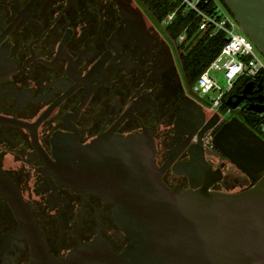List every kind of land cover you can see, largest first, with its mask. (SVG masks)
<instances>
[{
	"label": "flooded vegetation",
	"instance_id": "obj_1",
	"mask_svg": "<svg viewBox=\"0 0 264 264\" xmlns=\"http://www.w3.org/2000/svg\"><path fill=\"white\" fill-rule=\"evenodd\" d=\"M163 20L144 0H0V264H99L103 245L127 250L115 206L60 176L62 155L104 135L148 130L164 183L192 188L174 172L198 143L194 124L176 129L185 97L200 102L185 66L191 47ZM244 86L227 95L213 136L237 117L264 139V113L260 123L248 118L264 89L227 104ZM205 158L223 172L234 164L215 147ZM222 181L211 190L236 193Z\"/></svg>",
	"mask_w": 264,
	"mask_h": 264
},
{
	"label": "water",
	"instance_id": "obj_2",
	"mask_svg": "<svg viewBox=\"0 0 264 264\" xmlns=\"http://www.w3.org/2000/svg\"><path fill=\"white\" fill-rule=\"evenodd\" d=\"M222 2L264 55V0ZM263 89L251 80L237 101L230 96L227 104L236 107L246 95ZM251 100L248 109L264 113V93ZM222 118L188 97L182 102L176 129L194 124L192 132L199 130L190 163L174 167L176 174L191 179L192 188L183 192L162 180L166 167L156 163V140L148 130L127 137L104 135L61 156L60 176L75 190L85 186L104 196L132 239L122 255L103 245L99 264H264V139L237 117L220 128L214 147L255 184L236 193L213 191L225 174L206 161L203 138Z\"/></svg>",
	"mask_w": 264,
	"mask_h": 264
},
{
	"label": "built area",
	"instance_id": "obj_3",
	"mask_svg": "<svg viewBox=\"0 0 264 264\" xmlns=\"http://www.w3.org/2000/svg\"><path fill=\"white\" fill-rule=\"evenodd\" d=\"M174 1L177 2V7L166 15L164 24H173L180 14L185 16L194 14V20L199 25L200 36L206 32H210L211 35L220 33L225 35L226 43L222 50L192 87L197 94L212 92V100L206 102L204 106L208 112H220L225 98L235 89L240 80L248 78L254 81L261 76L264 78V60L221 0ZM179 41L190 48L195 39H189L186 29L180 34ZM217 72L224 75L226 81L224 87L214 76ZM203 140L206 148L214 147L213 134L210 131L205 134Z\"/></svg>",
	"mask_w": 264,
	"mask_h": 264
},
{
	"label": "trees",
	"instance_id": "obj_4",
	"mask_svg": "<svg viewBox=\"0 0 264 264\" xmlns=\"http://www.w3.org/2000/svg\"><path fill=\"white\" fill-rule=\"evenodd\" d=\"M144 1L149 4L152 9H155V11L160 14V20H163L168 13H170L177 7V2H175L174 0ZM198 27V22L194 20V14H189L187 16L180 14L175 20V22L170 25V28L175 32L176 39L179 38L180 34L186 29L189 35V39H194L195 36L199 34ZM225 43L226 39L224 34L220 33L217 35H211L210 32H206L201 35L197 42L192 45L191 48L187 51V55L185 57V66L187 69H191L194 84L197 82L198 78L203 73V71L207 69V67L214 61L216 56L222 50ZM249 81L250 79L240 80L237 83L235 89L243 87ZM256 82V84L261 83L264 86V78L262 76L259 77ZM250 116L248 118L251 122L260 123L262 121V115L260 114H254V116ZM252 185H254L253 181L252 184L246 189L250 188Z\"/></svg>",
	"mask_w": 264,
	"mask_h": 264
},
{
	"label": "rangeland",
	"instance_id": "obj_5",
	"mask_svg": "<svg viewBox=\"0 0 264 264\" xmlns=\"http://www.w3.org/2000/svg\"><path fill=\"white\" fill-rule=\"evenodd\" d=\"M199 37H200V34L195 36V38H194L195 42L192 43L193 45L197 42ZM254 47L259 52V54L261 55V57L264 60V55L257 49V47L255 45H254ZM214 76L217 78V80L221 86L224 87L226 85V81H225L223 73L217 72L214 74ZM245 79H248V78H245ZM186 88H187V86H186ZM198 95H199L198 100L203 105H206V102H210L212 100V92H210L208 94H201L200 93ZM211 159H213L215 161L216 165H219V163L220 162L222 163V161H223L219 158V156L216 153L211 154ZM224 172H225V177L222 181L221 187L229 190V192L243 191L247 187H249L252 183L250 178L244 172H242L239 168H237L234 164H231V163L226 164Z\"/></svg>",
	"mask_w": 264,
	"mask_h": 264
}]
</instances>
